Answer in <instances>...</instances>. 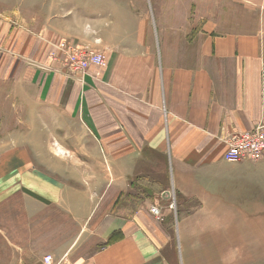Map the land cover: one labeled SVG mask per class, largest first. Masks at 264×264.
<instances>
[{
	"label": "crops",
	"instance_id": "1",
	"mask_svg": "<svg viewBox=\"0 0 264 264\" xmlns=\"http://www.w3.org/2000/svg\"><path fill=\"white\" fill-rule=\"evenodd\" d=\"M195 3L200 29L173 42L159 34L157 49L99 31L105 65L84 78L35 54L25 61L20 94H33L35 129L52 139L22 152L51 155L9 162L0 264H170L166 217L180 214L186 242L213 227L206 217L264 212V162L224 160L227 136L264 127V0H211L206 13ZM235 4L250 26L224 28Z\"/></svg>",
	"mask_w": 264,
	"mask_h": 264
},
{
	"label": "rangeland",
	"instance_id": "2",
	"mask_svg": "<svg viewBox=\"0 0 264 264\" xmlns=\"http://www.w3.org/2000/svg\"><path fill=\"white\" fill-rule=\"evenodd\" d=\"M196 1L204 4L203 13L210 11L211 0H0V193L6 182L3 177L10 171L9 162L19 161L21 155L31 160L35 156L45 159L51 155L22 152L26 146L41 145L46 140L51 143L52 139L35 129V110L27 105V101L33 100V94H20L24 84L19 83V71L27 63L31 64L34 54L50 62L54 46L62 42L98 52L99 31L114 36L113 27L117 28L120 38L125 39L130 34L131 39H136L138 34L137 39L154 49L158 48L159 34H170L173 42L177 34L186 31L189 39L191 33L200 29L199 23H192L201 11V7L196 10ZM233 12L234 18L230 21L234 23L224 28L243 29L254 21V16L243 12L237 4ZM183 18L187 19L186 28H179ZM18 42H25L26 52L20 54ZM14 202L17 206V196ZM240 202L246 205L252 201ZM6 208L3 201L0 202V261L9 254L3 236L10 218ZM249 212L250 215L218 216L213 220L206 217L204 223L213 227L194 234L186 242L178 235L177 214L166 217L164 252L169 263L264 264V212Z\"/></svg>",
	"mask_w": 264,
	"mask_h": 264
},
{
	"label": "built area",
	"instance_id": "3",
	"mask_svg": "<svg viewBox=\"0 0 264 264\" xmlns=\"http://www.w3.org/2000/svg\"><path fill=\"white\" fill-rule=\"evenodd\" d=\"M55 53L53 61L59 63L62 68L70 74L84 78L90 67L105 65L104 56L98 52L82 50L72 43H58L54 46ZM226 151L224 160L229 163L250 162L258 164L264 162V127L257 126L254 129L235 133L225 138ZM167 197L172 208V193L167 191L162 194ZM151 213L158 215L156 209H151ZM41 264H69L67 256L59 260H53L50 256L42 259Z\"/></svg>",
	"mask_w": 264,
	"mask_h": 264
},
{
	"label": "trees",
	"instance_id": "4",
	"mask_svg": "<svg viewBox=\"0 0 264 264\" xmlns=\"http://www.w3.org/2000/svg\"><path fill=\"white\" fill-rule=\"evenodd\" d=\"M177 216H178V218L180 219V214H179V213L177 214ZM179 219H178V220H179ZM111 241H113V236L109 239L108 243L111 242Z\"/></svg>",
	"mask_w": 264,
	"mask_h": 264
}]
</instances>
